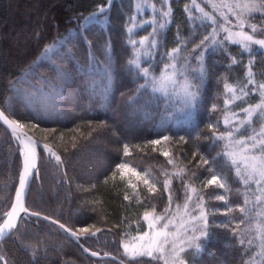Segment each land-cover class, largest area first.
I'll list each match as a JSON object with an SVG mask.
<instances>
[{
	"label": "trees",
	"instance_id": "1",
	"mask_svg": "<svg viewBox=\"0 0 264 264\" xmlns=\"http://www.w3.org/2000/svg\"><path fill=\"white\" fill-rule=\"evenodd\" d=\"M187 1L170 0L168 24L165 29H158L159 46L153 50L154 57L142 65L150 64L155 74L163 67L166 52L184 41L199 43L212 30L203 17L199 19L195 15L190 19L185 10ZM107 3L108 0H0V107L10 118L28 125L25 129L38 139L47 136L43 141L51 145L53 135L63 134V142L58 139L57 143L69 144L68 151L62 155V165L41 155L39 175L33 178L26 197V206L30 210L40 211L68 225H94L92 231L101 229L95 237L81 238L89 248L100 253L114 254L128 264H161L149 257L133 259L125 255L122 247L123 243L132 241L143 231L142 216L146 210L151 212L150 205L155 206L156 214L163 212L168 200L167 194L161 195L165 178L162 173L176 171L167 164L168 158L160 154L171 149L167 145L156 146L159 150L153 152L147 142L162 134L173 135L177 139L185 136L188 143L178 144L177 148L180 158L189 168L196 163L189 161L197 148L209 158L216 157L222 151L223 142L212 143L213 131L219 133L226 129V116L228 127L239 124L246 116L242 109L260 102L259 91H255L225 105L224 101L231 93L225 94L224 83L246 82L250 60L257 84L264 83V49L254 45L258 50L251 57L242 53L239 45L225 42L226 50L206 53L208 77L202 88L199 109L191 120L181 118L180 123L172 124L170 131L163 133L157 114L163 111V104L159 107L153 104L149 108L152 115L148 118L133 114L124 104L127 95L143 83L126 68V61L132 56L126 28L131 26L129 18L136 17L135 1L112 0L103 23L82 27L85 17L96 11L98 6H107ZM148 16L145 11L144 17ZM250 23L264 25V13H253ZM151 32L150 24L135 27L133 39L139 41ZM257 34L261 36L259 31ZM223 35L226 33H221V38ZM85 36L99 60L104 59L102 48L105 43L111 44L113 75L111 95L106 101L93 96L89 90L90 80L97 81V88L103 82L99 76L86 71L90 49L84 42ZM58 39H66V42L56 49V54H50L52 59L41 56L43 47ZM191 47L189 44V52ZM69 53L74 59L68 58ZM232 58L236 63H232ZM60 68L68 73L63 81L57 74ZM121 93L125 94L124 97ZM213 105H216L215 110ZM89 121L97 131L91 132ZM102 121L106 122V126H101ZM261 123L262 116H254L253 123L241 127L237 136L245 134V131L249 135L250 130L258 129ZM32 124H38L39 128L32 129ZM209 124L215 125V128L210 129ZM45 128H54L56 133L39 130ZM73 136L77 143L75 149L70 147ZM196 136L199 138L194 141ZM125 144L130 146L132 153L127 157L123 155ZM122 162H128L142 172L150 170L161 181L155 193L148 194L139 180L125 174L123 180L119 174L115 180L111 179L116 165ZM20 164L17 143L0 123V216L11 203ZM214 166L228 179L230 191L224 193L215 186L205 188L204 184L211 175L205 170L207 166L192 168L196 175L190 183L204 195L213 238L194 260L189 258L190 264H251V257L259 251L256 247L258 242L251 248L247 243L240 245V229L244 225L237 228L242 218L239 206L243 205L245 186L239 182L234 168L226 160L217 157ZM106 178L107 184L104 182ZM129 179L136 184V193L144 194L141 203H137L134 197L123 199L125 192L130 197L133 193L127 183ZM172 190L175 208L176 203H182L185 189L180 180L174 178ZM216 194H225L227 203L214 199ZM211 206H214L213 210L209 209ZM229 207L233 211L227 212ZM93 208L96 210L93 211ZM222 222L228 223L229 227H221ZM233 228L237 229L236 235H233ZM29 245L38 249L35 258L26 247ZM0 254H6L8 264H119L111 259L102 263L85 254L51 223L43 219L37 222L35 217L21 222L17 234L0 242ZM261 259L264 257L257 258L255 264H260Z\"/></svg>",
	"mask_w": 264,
	"mask_h": 264
},
{
	"label": "snow or ice",
	"instance_id": "2",
	"mask_svg": "<svg viewBox=\"0 0 264 264\" xmlns=\"http://www.w3.org/2000/svg\"><path fill=\"white\" fill-rule=\"evenodd\" d=\"M194 2V0H193ZM112 0H108L107 6L100 5L97 10L84 18V25L87 27L91 24L103 23L107 18L108 7L111 6ZM143 3V0H142ZM142 3H137L136 8L140 10ZM213 12L218 13L214 15L210 12L204 11L203 8H197L201 13L204 22H208L212 30L204 35L199 43L194 41H184L177 45V47L166 52L167 57L162 61L163 67L159 74H155L152 66H142L147 60L154 57L153 50L158 45V29L166 28V22H159L157 26L152 28V32L141 38L139 41L133 39L134 29L136 27V17L129 18L131 26L126 28L127 43L132 47V56L126 61L127 70L132 73L137 80L142 79L138 87L131 94L124 99V104L128 110L133 114L143 115L148 118L152 115L149 108L155 104L159 107L163 104V111L157 113L161 121V132L167 133L170 131L172 124H178L183 120H191L194 113L197 112L201 105L202 88L208 77V69L205 64V55L210 50L227 49L225 42L229 44L239 45L242 53H246L254 57L257 50L253 46H258L259 49H264V38H257L256 33L259 31L261 36H264V25L258 26L250 23V17L253 13H264V0H220L216 3L215 0H208ZM154 8L155 5L153 4ZM227 9V13L224 11ZM229 14L235 18V23L229 19ZM163 18L171 15V9L161 10ZM190 19H193L190 17ZM221 20L223 23H221ZM148 23L156 25V21H149ZM226 25H231L228 27ZM143 27V24L140 25ZM248 27L250 31H245ZM236 29V30H233ZM221 33H226L221 38ZM38 35V34H37ZM66 39L54 40L51 44L45 45L41 51V56L49 60L52 55L56 54V49L62 47ZM84 42L88 45L89 58L86 71L89 74L99 76L103 82L102 86L97 88V81L90 80L89 90L93 96H98L102 101H106L111 95V80L113 75V58L110 42H106L102 48L104 55L103 60L97 59L95 53L91 51L92 44L84 37ZM189 44L192 45L189 52ZM69 59H74L71 54H68ZM232 63H236L235 58H232ZM252 61L249 62L247 69L246 82L238 84L224 83L225 94L231 93L224 104L228 105L234 100L246 97L250 92L259 91L260 102L242 109L246 116L239 124L229 125L227 116L224 119L226 129L217 133L213 131L212 143L215 145L218 141L223 142L222 151L217 153L216 157L209 158L201 152L199 148L192 153V168L200 166H207L206 171L209 172L210 178L207 179L204 187L215 186L216 188L224 190V193L230 191L228 179L223 175V172L214 166L217 157L227 161L231 168H234L235 175L239 182L245 186L246 194L244 196L243 205L239 206V212L242 218L237 223V228L244 225L240 229V245L247 243L251 248L255 242L259 251L251 257V264H255L257 258L264 257V125L260 127L257 132L253 130V134H241L239 137L241 127L244 125H251L253 117L257 115H264V83L257 84L254 79V74L251 67ZM59 78L63 81L67 79L68 73L62 68L57 69ZM253 88H249V86ZM59 90L57 89V93ZM158 94V95H157ZM124 93L121 96L124 97ZM143 100V103L141 101ZM215 110L216 105H213ZM0 121L7 125L11 130L13 137L20 144V154L23 157V170L19 176V186L15 192V199L10 205V210L5 211L0 216V242L6 236H11L19 232L20 223L28 221L31 217H35L38 222L40 219L49 221L57 225L59 230L66 234V238L74 239L80 243L83 237L87 240L90 237H95L97 232L101 229L97 228L92 231V226H74L68 225L60 221V219L52 218L44 215L40 211H32L26 206V185L28 178L35 170L38 175V160L44 153H47L51 159H54L58 165L63 164L62 155L69 149L68 143L58 144L59 139L63 142V134L53 135L51 146L49 143H43L42 140L47 139V136L41 139H33L32 136L25 132L28 125L19 122L16 119L10 118L5 110L0 109ZM92 122H88V127L91 132L97 131L96 128L91 127ZM101 126H106V122H101ZM32 129H38V124H32ZM210 129H214L215 125L209 124ZM44 133L55 134L56 129H39ZM73 129L72 131H75ZM91 132L89 135H91ZM196 136L193 140H197ZM207 138V137H206ZM187 144L188 139L185 136H179L178 139L169 134H162L156 139L149 140L148 145L152 146L151 151L155 152L159 149L156 146L167 145L171 150L161 151V155L167 157V164L172 165L174 171L169 174L163 171L164 179L162 181V193L167 194L168 203L164 207L163 212L156 214L155 206L150 205V211H144L142 220L147 222V231H143L138 237H133L139 243L129 245L123 243L125 255H129L135 259L137 257H149L153 261H162L163 264H190V259H195L202 251L205 250L207 243L213 238L210 231L209 211L205 204L204 195L197 189L190 180L195 177V172L188 165L184 164L180 158V150L177 148L178 144ZM42 150L38 151L41 148ZM70 147L75 149L77 147L76 137L71 138ZM140 148L139 145L135 146ZM57 149H60L59 151ZM130 146L123 145V155L130 156ZM129 172L136 176L139 181L147 189L148 194H153L156 191L157 184L161 181L150 170L137 171L136 168L130 167L128 162H122L116 165V170L112 173L111 179L115 180L116 175L119 174L121 179L124 178V173ZM66 175V173H65ZM178 179L182 187L185 189L183 203H176L173 208V179ZM105 184L108 183V178L105 179ZM127 183L133 189L132 196L125 192L124 200L135 198L137 203H141V196L143 193L137 194L136 184H133L129 179ZM253 185L255 188L253 189ZM258 193V194H257ZM250 194V195H249ZM254 197V199L252 198ZM214 199L225 201L227 198L225 194H216ZM95 203V201H93ZM93 211L96 209L93 208ZM227 212L233 211L231 207L227 208ZM21 213L24 215L22 216ZM179 217V222H177ZM139 223V221H138ZM221 227L228 228L229 224L222 222ZM233 235H236L237 229L233 228ZM254 234V235H251ZM85 252L89 249L80 244ZM30 249L33 258L36 257L38 249L33 246H26ZM92 256H99L96 251L91 252ZM105 256L109 255L104 253ZM0 264H8L6 254H0ZM260 264H264V259L260 260Z\"/></svg>",
	"mask_w": 264,
	"mask_h": 264
},
{
	"label": "rangeland",
	"instance_id": "3",
	"mask_svg": "<svg viewBox=\"0 0 264 264\" xmlns=\"http://www.w3.org/2000/svg\"><path fill=\"white\" fill-rule=\"evenodd\" d=\"M134 1H135V11H136V21H135L136 28H139L141 24H143V26L150 24L148 22L153 21V20L156 21V25L150 24L152 26V28L154 26H157L159 22H166V24H168V17L163 18L161 15V10L162 9L168 10L170 8V5H169L170 0H143V3H142V0H134ZM187 2L188 3H186V5H185V10L188 12L187 14H190V15H188L189 17L196 15L197 18L201 19L202 15L197 8V5H198L199 8H203L204 11L210 12L214 15H217V17L219 18L218 13L213 12L210 3H208V0H194V2H193V0H189ZM215 2L220 3V0H215ZM137 3H142V7L140 10H137V8H136ZM153 4L155 5L154 8L152 7ZM145 11H147L149 13L148 17H144ZM224 11L227 13V9H224ZM229 19L233 22V24L235 23V18L232 17L230 14H229ZM221 23H223L222 20H221ZM226 26L231 27V25H226ZM233 30H236V29H233ZM245 31H250V29L248 27H246ZM257 33H256L257 38H264V36H258ZM245 115H246V113H245ZM261 116H262V123H261L260 127L262 125H264V115H261ZM260 127L258 129H253V130L258 132L260 130ZM253 130L252 129L250 130L249 135L253 134ZM130 167H132V166L130 165ZM137 171H140V170L137 169ZM234 172H235V170H234ZM124 174L131 179L135 178V180L136 179L139 180L136 176L132 175L129 172H125ZM253 186H254L253 187V189H254L255 185H253ZM182 203H183V201H182ZM209 209L213 210L214 206L209 207ZM143 222H144L143 223V231H147L148 230L147 222H145V221H143ZM177 222H179V217H177ZM143 231L139 235H141L143 233ZM137 243H139V241L134 240V239L132 241L128 242V244L130 246L133 244H137ZM160 262H161V264H163L162 261H160Z\"/></svg>",
	"mask_w": 264,
	"mask_h": 264
},
{
	"label": "water",
	"instance_id": "4",
	"mask_svg": "<svg viewBox=\"0 0 264 264\" xmlns=\"http://www.w3.org/2000/svg\"><path fill=\"white\" fill-rule=\"evenodd\" d=\"M0 109H1V108H0ZM0 123L2 124V126H4V127L7 129V131L10 133V135L12 136V138L17 142V144H18V146H19V148H20V144H19V142L13 137V135H12V133H11V130L8 128V126L5 125V124H3L2 121H0ZM24 131L27 132L28 135L32 136L33 139H38V138L34 137L32 134H30L26 129H25ZM43 143H47V142L42 141V144H43ZM42 144H41V148L38 149V151L42 150ZM50 146H51V145H50ZM44 154H45L46 157H49L47 153H44ZM19 155H20V162H21V164H20V170H19V175H18V179H17V184H16L15 189H14V193H13V197H12V201H11V203H12V202L14 201V199H15V192H16V189H17L18 186H19V176H20L21 171L23 170V157H22V155L20 154V151H19ZM53 160H54V159H53ZM54 162L56 163L55 160H54ZM38 165H39V160H38L37 166H38ZM34 176H36V177L38 176V175H36L35 170L33 171V174L30 175L29 178H28V184L26 185V197H27V193H28L29 187H30V185H31V182H32ZM26 197H25V199H26ZM10 205H11V204H10ZM8 210H10V206H9ZM21 215L23 216L24 214L21 213ZM48 222H49V221H48ZM49 223H50V222H49ZM51 224H52V223H51ZM52 225H54V224H52ZM54 226L58 229V226H57V225H54ZM58 230H59V229H58ZM59 231H60L63 235L66 236V234L63 233L62 230H59ZM6 237H7V236H6ZM68 239L71 240L72 242H74L76 245H78V247H79L84 253L91 255V252H92L93 250H90V249L88 248V249H89V252H85V251L83 250V248L80 246V244H82L81 242H80V243H77L74 239H71V238H68ZM83 246L86 247L85 245H83ZM86 248H87V247H86ZM91 256H92V255H91ZM93 257H94V256H93ZM95 258H99V259H102V258H109V259H113V260L117 261L119 264H128V263H126L125 261H123L122 259H120L119 257H117V256H115V255H113V254H109V255H107V256H105L104 254H100L99 256H95Z\"/></svg>",
	"mask_w": 264,
	"mask_h": 264
},
{
	"label": "flooded vegetation",
	"instance_id": "5",
	"mask_svg": "<svg viewBox=\"0 0 264 264\" xmlns=\"http://www.w3.org/2000/svg\"><path fill=\"white\" fill-rule=\"evenodd\" d=\"M85 244V243H84ZM86 245V244H85Z\"/></svg>",
	"mask_w": 264,
	"mask_h": 264
}]
</instances>
